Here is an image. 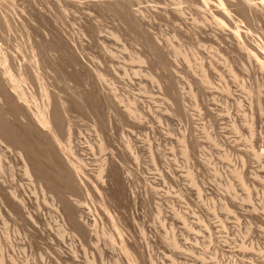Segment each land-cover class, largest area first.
I'll use <instances>...</instances> for the list:
<instances>
[{"label": "clouds", "instance_id": "9594fccd", "mask_svg": "<svg viewBox=\"0 0 264 264\" xmlns=\"http://www.w3.org/2000/svg\"><path fill=\"white\" fill-rule=\"evenodd\" d=\"M0 17L16 21L11 27L0 21V264H96L84 245L101 254V264H157L159 257H150L161 249L176 255L177 264H197L200 257L184 250L191 242L162 219L174 218V205L191 202L219 227L212 202L203 199L233 197L222 185L236 178L242 155L249 184L261 185L259 223L241 230L234 222L232 236L217 232L215 247L231 255L216 260L207 237L202 254L207 264H264V179L256 176H264V153L253 147L264 149V66L246 64L237 41L228 40L229 25L245 39L264 37V0H0ZM52 38L59 47H45ZM202 39L224 49L245 83L236 79L222 91L223 82L213 90L185 78L183 53L199 50ZM37 68L51 95V104L45 98L42 105L47 128L5 75L11 70L19 79ZM165 94L172 99L157 105ZM169 108L171 125L156 123ZM225 150L232 153L227 166ZM205 156L223 175H214ZM165 175L171 184L162 183ZM40 185L51 201L47 210L33 201ZM85 201L111 209L123 234L119 243L111 224L102 232L91 223ZM232 203L245 217L257 208L248 207L245 195Z\"/></svg>", "mask_w": 264, "mask_h": 264}, {"label": "rangeland", "instance_id": "374dc122", "mask_svg": "<svg viewBox=\"0 0 264 264\" xmlns=\"http://www.w3.org/2000/svg\"><path fill=\"white\" fill-rule=\"evenodd\" d=\"M16 15L19 18L22 16L20 13H17ZM258 40L264 43V37H258ZM183 60H184L185 70L186 72L189 73V75H187L185 78L189 80L193 78H199L210 89L215 90L220 88L221 83L223 82L224 87L222 91H226L227 89L232 88L233 81L236 79H241L242 84L245 83L244 78L241 77L240 73L236 71L235 66L232 64L231 58L224 51V49L221 48L214 41L202 39L201 48L197 51L184 52ZM245 63L247 64V61H245ZM120 74L123 75L122 72ZM250 74L253 75L252 73ZM181 75H185V74L181 73ZM205 75L209 77L208 79L210 82L204 81ZM36 80H37V84L30 83V85H32L31 87H33L34 89L35 102L34 103L32 102V105H34L35 107H36L35 104L41 105L43 102L41 80L39 79ZM192 98L194 100H197V102L199 100V97L196 95L194 88L192 90ZM171 99L172 98L170 96H167L165 94L163 98H157L155 103L157 105H160L163 104L165 101H170ZM172 102L175 103V101ZM149 107L153 108L154 106L149 105ZM201 111H203V109H201ZM252 111L253 113L255 112V106L253 107ZM168 112H171L170 108L167 109L166 112L158 113L156 117V123L161 125L167 123L168 125H171L172 121L171 119L168 118L167 115ZM178 142L183 143L182 138ZM171 146L175 147V143H173ZM220 147L223 148L224 146L221 145ZM253 147L255 148L256 153H264V149L256 147L255 145H253ZM185 156L187 155L185 154ZM256 158L259 159V157ZM203 159L212 168L213 173L214 175H216L217 178L223 175V173L217 170L215 164L213 163L214 158L212 156H205ZM231 160H232L231 151L225 150L224 160H223L225 166H227L228 162ZM158 162L159 161L157 160L156 163ZM156 166L158 167V164ZM233 172L236 178L233 180L231 177H229V182L227 184L222 185L223 190L225 192L233 193L232 198H226L224 196H220L218 198L217 195L213 193L211 196H204L203 199L204 204H207L209 200L212 202L213 207L211 211L212 214L217 219L219 227H217L216 225H209L205 214L199 210H196V208L191 204V202H188L184 209H182L179 205H174V218L169 217L162 219V224L164 228L169 229L171 233H175L177 236H179L180 232H183L184 237L191 242V246L185 248L184 250L185 252L188 253L194 252L196 256L200 257V260L197 262V264H207V262L210 259L208 256H204L202 254L201 240H203L205 237L208 238V243L213 245V247L208 248V251L215 255L216 260H220L221 255L227 256V255H231V253L228 251L222 252L220 248L215 247V244L218 242L216 235L217 232H226L228 236H232L234 235V233L232 232V224L234 222H238L240 224L241 230H245L246 226L249 224L255 227V225L259 223V221L256 218L259 213L257 193L261 185L259 183H256L253 186L248 182V176L246 175V173H248V175L251 174V170L248 167V158L242 155L240 164L233 168ZM256 176L260 177L261 179H264V176H262L260 172H256ZM189 178L191 179L193 184L197 187L200 194L203 195L204 189L200 188L199 182L197 181L195 175L192 174L191 170H189ZM162 183L171 184V181L165 175ZM172 187L175 188V184H172ZM99 191H100L99 186H95V192L97 195L100 194ZM88 195L90 197H93V189L88 190ZM238 195H245L246 198L251 201V204L248 205V207H251L252 205H257V208L253 212V214L248 215L247 217L242 216L240 212L237 210V208L233 206L232 200ZM39 197L41 199L43 198L41 194H39ZM46 197H47V193H46ZM93 202L95 203V197H93ZM50 203L51 201L48 202V204ZM84 203L85 206L87 207H90V205L92 204V203H88L87 201H85ZM221 204H223L222 212L217 210ZM99 207H101L100 209L104 211V206H99ZM188 209H191L192 211L189 212ZM103 211H100L102 219L101 221L97 222V226L102 232H104L107 231L108 225L111 224L112 227L111 236L113 238V241L119 243L117 236H119V238L121 239L122 234L120 227H118L119 225L116 223L115 216L112 215V213H110V217H108L103 213ZM178 211H180L181 214L187 213L190 216L188 215L189 216L188 219L184 221V219L180 218V216H177L176 212ZM189 226H191V228ZM260 226L264 227V224ZM149 246L152 248L153 251H156L154 246L151 245ZM180 246L183 247V244H181ZM81 251L85 254V256L88 259H95L96 264H101V260L99 259L101 255L100 253L92 249H89L87 245H84ZM147 251L148 249L146 248V252ZM89 253L90 255H88ZM157 256L159 257L157 264H177L178 262V257L176 255H173L172 252L164 249L156 251V255L151 256L150 261L156 260ZM193 259H195V257H193Z\"/></svg>", "mask_w": 264, "mask_h": 264}, {"label": "bare ground", "instance_id": "6f19581e", "mask_svg": "<svg viewBox=\"0 0 264 264\" xmlns=\"http://www.w3.org/2000/svg\"><path fill=\"white\" fill-rule=\"evenodd\" d=\"M216 18L221 22V24H227V21L223 19L222 16H216ZM20 20H24V17L21 16L19 18ZM0 21L4 23L6 27H11L16 21L13 18H5V17H0ZM229 28L231 29V35L228 37V40H235L237 41L235 45V51L237 52L238 55H241V58L244 61H247V63H251L255 66H264V43L258 38L256 40H250V39H245V34L242 33L239 29L232 28L229 25ZM223 39V38H221ZM60 42L56 38H52L51 40L45 41V47H59ZM68 58H71V54H68ZM21 59L26 60L28 59L27 57H22ZM36 63L38 64V57L34 58ZM202 66V65H201ZM123 74V72H122ZM5 75L11 78L12 83L15 85L14 91L19 93V99L25 103L26 105L31 106L32 102L34 103V89L30 85V77H35L36 79L41 80V87H42V95H43V102L41 105L35 104V111H34V117L37 121L38 124H40L41 127L47 128L49 127V121L47 120L42 105L44 104L45 98L47 99V103L50 105L51 104V95L48 92L47 88V83L46 80L44 79L42 75V71L37 68L36 71L31 72V73H26L24 76L21 78H17L11 70H8ZM251 75V74H250ZM254 75V74H253ZM188 78V77H187ZM209 77L205 75L204 81L210 82ZM147 131V130H146ZM79 135V132L76 133ZM150 135V133H149ZM183 143L185 144L184 148V153L187 155L188 153V147L186 144V141L182 138ZM61 146L63 147V142L61 141ZM71 150V149H69ZM11 159V158H10ZM157 162V161H156ZM21 163H26L25 161H21ZM159 162L156 163V165ZM202 189V188H201ZM101 191V190H100ZM99 191V193H100ZM47 189L43 187V185H40L38 187H33L32 189V195H33V201L40 200L41 207L45 208L47 210L46 205H48V200L46 197ZM39 194L42 195V199L39 197ZM101 207H95L93 208V204L90 205V207L85 206V210L92 216L91 223L97 225V222L101 221V212L103 211L100 209ZM176 211V210H175ZM192 211V210H191ZM188 212V211H187ZM103 213L110 217V209L104 207ZM186 213V212H184ZM177 216H180V218L184 219L186 221L188 217L190 216L189 214H181L180 211L176 212ZM189 215V216H188ZM96 217H99L97 219ZM119 227V226H118ZM191 228V226H189ZM122 234V232H121ZM113 239V238H112ZM121 239H123V234L121 236ZM115 242V241H114Z\"/></svg>", "mask_w": 264, "mask_h": 264}]
</instances>
